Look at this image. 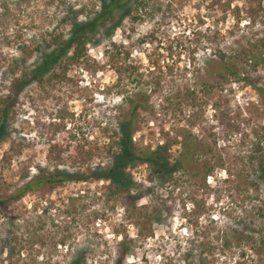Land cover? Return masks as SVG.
Here are the masks:
<instances>
[{"label":"rangeland","instance_id":"374dc122","mask_svg":"<svg viewBox=\"0 0 264 264\" xmlns=\"http://www.w3.org/2000/svg\"><path fill=\"white\" fill-rule=\"evenodd\" d=\"M89 2L30 0L19 6L17 0H0V95L7 92L13 71L19 75L40 65L42 52L37 46L52 35H68L70 26L61 20L67 7L78 9ZM150 7L151 12L134 25L124 18L109 34L105 27L99 28L96 42L86 45L80 63L67 58L43 75L46 79L54 72L62 73L68 61L72 63H67L70 80L33 81L24 88L17 115L8 125L9 137L22 141L24 150L13 157L10 166L0 163V179L15 187L24 182L20 177L23 167H30L31 173H37L38 167L53 169L47 154L56 143L70 146L60 167L84 169L68 155L75 154L77 145H103L109 136L106 129L119 127L130 112L127 97L137 93L141 99L152 95L138 112L133 137L138 147H154L167 139L180 141L184 129H190L201 141V155L221 153L228 159V170L217 169L209 176L206 191L199 187V176L187 174L175 192L176 211L172 215L163 211V218L151 223L136 224V219L143 218H127L123 199L108 193L105 180L67 181L55 189L27 193L0 207V264H69L80 250L86 254L84 264H113L124 241L130 249L124 264H184L189 251L199 253L197 245L202 241L217 252V256L207 252L206 264H234L239 250L234 245L223 246V235L244 219L259 226L264 223V182L259 191L253 190L248 156L255 150L264 151V140L258 145L255 140L256 131H264V99L258 92L264 89V61L255 69L242 63L247 72L239 81L225 80L220 89L210 88L207 96L198 87L195 106L184 101L182 94L202 80H222L213 68L221 58L242 59L244 51L264 40V0H154ZM112 41L130 50L129 62L138 66L146 83L125 80L117 86V73L105 54ZM28 49L34 52L26 57ZM169 92L175 97L173 103L164 100ZM192 113L196 118L193 127L188 124ZM234 122L236 128L230 132ZM8 147V142L0 144V161ZM180 152L181 145H173V158ZM103 161L107 160L96 157L92 164ZM127 171L145 187L150 184L147 165L129 166ZM159 193L166 194L164 189ZM195 194H203L212 210L210 216L199 219L197 231H203L209 219L215 221L206 237L192 236L179 214L181 202L186 201L190 209L188 199ZM148 201L145 197L140 204ZM248 252L247 264L260 257ZM194 259L199 258L195 255Z\"/></svg>","mask_w":264,"mask_h":264},{"label":"trees","instance_id":"16d2710c","mask_svg":"<svg viewBox=\"0 0 264 264\" xmlns=\"http://www.w3.org/2000/svg\"><path fill=\"white\" fill-rule=\"evenodd\" d=\"M154 0H90L89 3H84L78 9L70 5L62 17V23L70 26V31L67 36L62 33L52 35L49 39L44 40V45L37 46L36 50L41 51L42 61L37 66L36 70H23L21 74L16 75L13 71V78L7 87V92L0 95V144L8 142L9 147L2 155L1 164L8 163L11 165L14 156H20L24 150V143L17 139L9 137L8 125L17 115V106L19 104L21 93L24 88L31 82L37 81L42 84L44 80L53 82L56 79L70 80L67 75L68 64L80 63L86 52V45L95 43V33L99 28L105 27L108 34L117 28L122 20L128 19L134 25L141 21L145 14L151 12V2ZM30 0H17V4L21 6L24 3H29ZM130 5V6H129ZM121 10L119 17L116 16V11ZM80 16H85L80 19ZM134 29V27H132ZM261 42V43H260ZM256 43L255 48L244 51L243 58L237 56L234 60L221 58L213 68L220 72L222 80L210 82L202 80L197 87H187L183 94L184 101L190 102L195 106L198 101V87L203 88L205 95H209V89H220L225 80L239 81L241 74L247 72L242 63L250 69H255L264 61V53L262 47L264 40ZM45 48V50L43 49ZM50 50L47 51L46 49ZM34 51L28 49L26 57L32 56ZM105 54L117 73V86H120L125 80L137 83L142 82L143 73L134 63L129 62L131 52L125 48L122 43L112 41L110 46L105 50ZM65 62L62 73L54 72L46 79L44 74L52 66L59 61ZM68 63V64H67ZM248 74V73H247ZM247 77V80L250 78ZM216 79V78H215ZM219 80V79H217ZM146 83V81H143ZM142 82V83H143ZM250 82V81H249ZM202 90V89H201ZM258 92L264 99V89L258 88ZM152 95H147L141 99L137 93L127 97V102L130 106L129 114L123 119L118 128L106 129L109 134L106 142L103 145L96 147L87 146L84 144L75 147V154L68 155L73 161L80 162L85 166L84 169L69 171L60 167L64 164V152L70 150V146L66 147L59 143L52 144L49 148L47 158L50 163H53V169L49 166L38 167L37 173H31L30 167H23L20 177L24 182L13 187V183L6 179H0V207H7L13 202L23 198L25 194L35 192L41 188L55 189L62 186L67 181H88V180H105L107 181L108 193L111 196H121L125 205L127 218H143L136 219V224L140 222L151 223L160 221L163 218V211L168 214H173L176 211L175 192L182 186L184 177L187 174L200 177L199 187L203 191L208 188V177L211 176L217 169L228 170V159L221 153H211L210 157H203L201 149L203 146L201 141L195 136L190 129H184L182 139H167L162 143H158L154 147H138L134 141V133L137 130L138 112L143 107V101L149 102ZM175 97L172 92L166 93L164 100L168 103H173ZM204 100V99H203ZM206 102V101H203ZM183 101L177 102L179 105ZM59 116L64 119L65 114L60 112ZM195 115H189V126H195ZM230 132L236 128V123H231L229 126ZM256 145L264 140V131L261 133L256 131ZM175 144L181 145L180 154L173 158L172 147ZM96 150V151H95ZM212 151V149L210 148ZM258 152V151H257ZM249 161L253 176L250 179L253 190L259 191L261 183L264 182V151L256 153L252 151L249 155ZM100 157L103 161L101 164L93 165L92 161ZM137 164H145L148 168L149 185L146 187L136 181L131 173L127 171L129 166ZM5 168V165H3ZM12 189V190H11ZM159 189H164L166 194L159 193ZM5 192L4 191H9ZM148 197L147 204H140V201ZM173 199V200H172ZM192 207L187 210L186 201H182V212L180 216L184 219L186 226L191 230L192 236L204 235L210 231V227L214 225V219H209V224L197 231L200 227L199 219L202 216H210L211 211L203 194L191 195L188 199ZM151 209V210H150ZM263 210V209H260ZM210 218V217H209ZM211 224V225H210ZM228 230L229 227L224 225ZM264 223L259 226L253 220H243L239 222V226L230 227V232L227 236L224 234L223 246L230 248L234 245L238 252V257L235 258L234 264H247L251 256L248 251H252L256 259H251L250 264H264ZM207 231V232H206ZM224 232V231H223ZM229 232V231H228ZM206 248L207 243L202 241L197 245L201 248L199 253L189 251L185 257L184 264H206L208 262V253L217 256V252L211 250L210 243ZM226 249H223L225 251ZM130 254L129 246L121 242L117 255L113 260V264H124L126 257ZM199 259L196 261L194 256ZM262 257V258H261ZM193 258V259H192ZM86 254L83 250L77 252L75 257L69 264H84Z\"/></svg>","mask_w":264,"mask_h":264}]
</instances>
